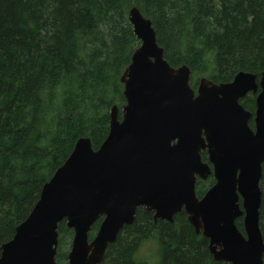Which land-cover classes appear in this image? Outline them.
<instances>
[{
    "label": "trees",
    "instance_id": "trees-1",
    "mask_svg": "<svg viewBox=\"0 0 264 264\" xmlns=\"http://www.w3.org/2000/svg\"><path fill=\"white\" fill-rule=\"evenodd\" d=\"M132 6L151 20L168 63L190 68L193 88L200 77L221 83L240 70L257 77L264 71V0H0V245L75 141L89 137L98 148L111 106L120 114V76L139 45L128 20ZM240 103L254 111L252 94ZM213 182L212 175L198 179L196 195ZM259 185L264 241V162ZM235 223L243 232L241 218ZM57 232L56 263L66 264L72 230L63 220ZM151 238L158 243V264H230L212 258L207 239L184 212L169 222L153 220L142 207L100 264H144L134 256Z\"/></svg>",
    "mask_w": 264,
    "mask_h": 264
},
{
    "label": "water",
    "instance_id": "water-1",
    "mask_svg": "<svg viewBox=\"0 0 264 264\" xmlns=\"http://www.w3.org/2000/svg\"><path fill=\"white\" fill-rule=\"evenodd\" d=\"M128 20L139 45L120 76V114L112 105L98 148L89 137L75 141L13 236L0 245V264H57L63 220L72 230L66 264H100L138 207L169 222L184 212L216 261L263 264L264 71L257 77L240 70L221 83L200 77L193 88L190 68L165 59L151 20L136 6ZM249 93L253 113L240 103ZM210 175L213 184L198 197L197 179Z\"/></svg>",
    "mask_w": 264,
    "mask_h": 264
},
{
    "label": "rangeland",
    "instance_id": "rangeland-1",
    "mask_svg": "<svg viewBox=\"0 0 264 264\" xmlns=\"http://www.w3.org/2000/svg\"><path fill=\"white\" fill-rule=\"evenodd\" d=\"M135 259L144 264H158V243L154 239L143 241L139 249L135 253Z\"/></svg>",
    "mask_w": 264,
    "mask_h": 264
},
{
    "label": "flooded vegetation",
    "instance_id": "flooded-vegetation-1",
    "mask_svg": "<svg viewBox=\"0 0 264 264\" xmlns=\"http://www.w3.org/2000/svg\"><path fill=\"white\" fill-rule=\"evenodd\" d=\"M249 94H251V93H249ZM249 94H247V95H249ZM253 96H254V94H252ZM253 113V112H252ZM252 120V118L249 120V122ZM252 122H253V120H252ZM250 125V124H249ZM197 181H198V179H197ZM197 183V182H196Z\"/></svg>",
    "mask_w": 264,
    "mask_h": 264
}]
</instances>
